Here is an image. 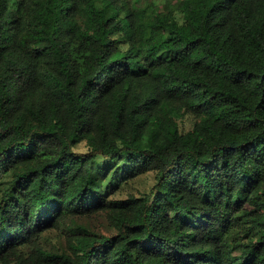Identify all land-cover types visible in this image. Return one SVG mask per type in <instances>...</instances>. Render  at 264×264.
I'll list each match as a JSON object with an SVG mask.
<instances>
[{"label": "trees", "instance_id": "obj_1", "mask_svg": "<svg viewBox=\"0 0 264 264\" xmlns=\"http://www.w3.org/2000/svg\"><path fill=\"white\" fill-rule=\"evenodd\" d=\"M0 264H264V0H0Z\"/></svg>", "mask_w": 264, "mask_h": 264}, {"label": "rangeland", "instance_id": "obj_2", "mask_svg": "<svg viewBox=\"0 0 264 264\" xmlns=\"http://www.w3.org/2000/svg\"><path fill=\"white\" fill-rule=\"evenodd\" d=\"M187 121L185 123L187 125L186 129H189L191 122L188 123ZM154 182V174L148 173L124 188L120 195L122 197H125L127 193L143 194L149 191ZM69 224L74 228L77 227V225L86 227L94 233L111 234L114 231L109 226L108 220L103 213L96 214L92 217L76 218L75 220H70ZM68 235L69 232L66 228L60 230H52L51 232L46 234L44 244L47 248H64L67 243Z\"/></svg>", "mask_w": 264, "mask_h": 264}]
</instances>
